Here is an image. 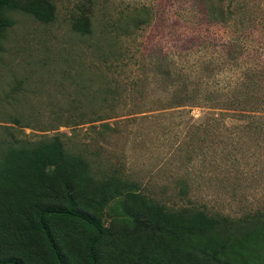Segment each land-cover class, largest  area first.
I'll use <instances>...</instances> for the list:
<instances>
[{
    "label": "rangeland",
    "instance_id": "obj_1",
    "mask_svg": "<svg viewBox=\"0 0 264 264\" xmlns=\"http://www.w3.org/2000/svg\"><path fill=\"white\" fill-rule=\"evenodd\" d=\"M55 1L48 23L10 12L14 24L0 52V151L10 141L59 134L70 152L137 181L169 207L237 220L264 213V122L250 131L248 120L228 119L210 133V106H228L239 94L229 84L238 67L264 64V0H239L256 18L254 32L245 37L244 65L222 64L230 68L217 74L223 95L212 99L203 68L224 59L228 38L243 33L232 23L211 24L199 0H91L87 34L72 22L90 0ZM141 3L152 12L143 27L130 31L121 19L102 25ZM165 54L170 61L162 65Z\"/></svg>",
    "mask_w": 264,
    "mask_h": 264
},
{
    "label": "trees",
    "instance_id": "obj_2",
    "mask_svg": "<svg viewBox=\"0 0 264 264\" xmlns=\"http://www.w3.org/2000/svg\"><path fill=\"white\" fill-rule=\"evenodd\" d=\"M199 3L211 24L232 23L243 33L228 38L224 59L203 68L210 70V99L221 98L224 78L217 74L230 69L222 64L235 70L244 65L256 18L239 0ZM16 10L48 23L56 19L57 6L55 0H0V52ZM95 10V2L83 4L72 28L91 33ZM151 14L149 5L134 4L102 25L111 29L121 19L133 31L149 23ZM169 61L165 54L162 65ZM238 71L229 80L239 89L235 102L210 106V133L228 119L248 120L250 131L264 122V64ZM184 91L178 93L184 97ZM261 257L264 213L237 220L207 208L169 207L137 181L70 152L59 134L10 141L0 151V264H264Z\"/></svg>",
    "mask_w": 264,
    "mask_h": 264
}]
</instances>
